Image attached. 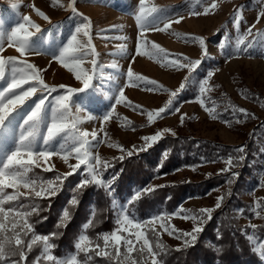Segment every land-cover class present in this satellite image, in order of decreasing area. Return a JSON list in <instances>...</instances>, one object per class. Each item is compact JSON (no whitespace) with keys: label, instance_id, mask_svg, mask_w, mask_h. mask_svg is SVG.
<instances>
[{"label":"snow or ice","instance_id":"snow-or-ice-1","mask_svg":"<svg viewBox=\"0 0 264 264\" xmlns=\"http://www.w3.org/2000/svg\"><path fill=\"white\" fill-rule=\"evenodd\" d=\"M54 7L61 6V0H52ZM138 9L133 13L137 34L135 37V54L131 60L135 61L136 54L145 55L158 61L163 67H172L184 69L185 74L175 88H168L148 76L135 72L132 65L129 64L124 75V83H116V91L110 89L104 95L109 99L107 110L100 117L92 115L89 97L75 98L74 93H80L83 89L89 87L90 82L100 68L98 63L99 53L95 49L91 38L92 23L90 17L79 12L75 7V0H67V9L81 17L82 20L75 24L73 30L67 37L56 40L55 50L48 52L52 60L58 62L77 81L81 82V87H73L66 84H48L45 83L40 75V69L27 59L26 55H38L44 50V46L33 39L35 33H40L41 25L36 23L28 14H23L21 18L9 29L0 27V53L4 52L5 47H12L19 55L0 54V79L6 80V86L0 88V136L9 135L13 139V146L3 152L0 158V264H26V258L31 250L38 246L40 251L35 257H32V264H96L93 260V254L96 257H106L109 261H115L116 264H164L163 257L169 252L168 245L160 238L161 232L167 233L183 242V246H190L197 239L198 233L203 229L205 220L211 219L214 209L219 208L223 201V194L217 196L214 206L202 207L198 210L184 209L178 206L172 211L157 210L144 218L133 214L136 203L142 197L143 193L154 191L162 185H150L135 190L130 197H126L123 202H117L112 183L119 173L105 178L104 172L112 166L117 157L112 158V163L107 159H102L97 149L99 144L104 142L97 136V129H81L83 120L99 119L100 131L105 128V122L113 117L116 104L126 102L130 107L139 108L145 111L143 106H138L129 101L125 95V87L129 82L133 85L138 82H145L151 85L149 90L167 93V100L162 106L147 110V122L151 124L162 115L170 114L172 111H179L174 106V101L182 90H185L190 84L197 86L199 95L196 99L200 105L205 108L209 116L216 117L212 108L207 107L205 93L212 87L209 80L213 75L211 70L206 75L198 74V67L202 63V57L208 55L206 38L203 36H194L185 34L184 39H191L199 43V58H191L185 54L172 55L155 41H149L145 33L155 31H167L173 24V18L166 15L167 6L155 4L149 5L148 0H138ZM217 0H211V3L205 4L202 9L203 14L214 12L217 8ZM10 7L17 8L15 0H11ZM33 11L41 18L50 22V17L35 4L31 5ZM233 25L238 35V44H244L243 35L239 33V24L243 18L242 6L234 8ZM201 12L189 11V15H200ZM264 11L257 13V22ZM183 19L182 16H176L175 22ZM3 21L0 20V25ZM34 30V31H33ZM252 31V25H249L247 33ZM245 33V34H247ZM173 35H179L173 33ZM257 30V36H262ZM121 40H127V37H119ZM226 44H221V51H225ZM234 50L239 53L242 49L234 46ZM113 56L128 55L126 45L121 44L117 50L112 53ZM229 55V59H231ZM88 63L91 67H86ZM116 67L115 64L112 65ZM115 80L116 77H110ZM31 82V83H29ZM61 89L62 94L49 97V91ZM39 90V95L34 102H30L25 112L19 116V106L24 105L28 98L33 97ZM244 93V90H241ZM115 103H112V100ZM46 101H50L46 103ZM79 101V102H77ZM233 109L232 116L238 122L241 117H246L249 110L244 107H238L228 102ZM75 106V111H73ZM215 105H213L214 107ZM81 112L87 113L81 116ZM184 115L181 114L180 122L183 123ZM254 115V114H253ZM225 123H230L225 121ZM170 132L175 136V132L165 127L156 130L152 134L141 137L143 144L141 146L132 145L136 151L141 148L147 150L150 146L158 142L162 133ZM107 135V133H105ZM121 151H128L120 143L111 145ZM246 146L240 145L234 149L235 155L228 154L224 158L225 167L218 169V173L230 172L226 182L231 185L233 179L239 176L238 172H231L230 169L239 165L246 159L244 149ZM167 150H165V153ZM131 155V151H128ZM58 156L68 166L70 172L81 170L80 178L70 188V197L65 204L61 206L58 212L57 222L54 230L37 234L35 224L38 221L46 219L40 216V213L47 211L51 207L49 197H55L61 190L65 179L70 172L62 174L57 173L52 178H43L33 171V166L45 167L40 161L47 162L48 158ZM164 155V153H162ZM74 157L75 163L70 164L69 158ZM124 159L123 155L118 157ZM192 167V166H189ZM261 171H264L262 169ZM264 186V181L261 182ZM103 188L109 198L110 206L115 210L114 227L98 233L95 237L87 234V230L93 224L92 219L82 223L81 231L77 237H74L73 247L66 253L56 256L53 249L58 247L54 238L62 233L61 227L66 228L68 222L73 217L72 206H78V196L88 186ZM21 187L26 189L21 191ZM12 189V191H6ZM46 200V204L41 201ZM7 205V206H6ZM260 205L257 204V209ZM94 205H90V217L94 215ZM260 216L259 210L254 213ZM36 219L33 220L32 217ZM179 216L185 220H191L192 228L190 230H181L169 223L172 217ZM158 225V227H156ZM255 229L256 225H250ZM150 230V231H149ZM124 233V234H122ZM126 234V235H125ZM134 237V239H133ZM103 240V245L99 242ZM217 239H222V233H218ZM251 241V237H248ZM140 242V243H138ZM123 249V250H122ZM180 245L174 246V250L179 251ZM264 257V244L260 248L254 249ZM80 253L84 255L81 257ZM135 253V255H133Z\"/></svg>","mask_w":264,"mask_h":264},{"label":"rangeland","instance_id":"rangeland-1","mask_svg":"<svg viewBox=\"0 0 264 264\" xmlns=\"http://www.w3.org/2000/svg\"><path fill=\"white\" fill-rule=\"evenodd\" d=\"M10 2L11 0H0V20L3 21L0 27L9 30L23 14H28L32 20L41 25L40 33H35L31 39L42 44L44 50L38 55H26L23 59L29 60L41 70L40 75L45 83L81 87L80 81H77L68 70L52 60L51 55L47 54L54 51L56 47V41L52 39L53 34L56 40L67 37L70 31L74 29L75 24L82 20L81 17L67 9V0H61V6L59 7H54L52 0H15L17 3L16 9L10 7ZM148 3L149 5L167 6L166 15L173 18L174 22L167 31L145 33L149 41L159 43L170 54L182 53L191 58H199L200 47L198 41L193 42L191 39H184L183 37L185 34H191L206 38L208 55L202 57V63L198 67V74L206 75L208 70L213 72L209 80V84L212 87L206 91L205 98L207 107L212 108L216 113V117H210L205 108L200 105L196 99L199 95L197 86L190 84L178 94L174 101V106L179 108L178 112L172 111L170 114L162 115L159 119L148 124L147 110L162 106L167 100V93L151 91L149 90L151 85L145 82H138L135 85L129 82L125 87L127 99L135 105L143 106L145 111H141L138 107H130L126 102L118 103L116 104L113 117L105 122L103 131L99 130V119L83 120L80 125L81 129L91 131L96 128L97 136L104 141L93 151H98L101 158L107 159L110 163L113 157L118 159L120 155L125 158L147 153L163 138L174 137L172 133H162L161 139L147 150L141 148L140 151H136L135 148H132V145L141 146L143 144L142 136L152 134L156 130L165 127L171 128L175 132V136L188 135L195 139H207L223 144L241 145L246 141V136L252 130L253 125L264 120V35L257 36V30L264 33V15L260 16L258 22L256 19L257 13L264 11V0H217L218 6L216 10L214 12L210 11L206 15L202 13V9L205 4L211 3V0H148ZM32 4L46 12L50 17V22L39 17L33 11ZM138 6V0H75L76 9L91 19V38L96 51L99 53L98 63L101 67L97 69L89 87L83 89L80 93H74L73 96L75 98L89 97L92 101V115L95 117L102 116L107 110L109 99L104 93L108 92L109 89L115 92L116 83L123 85V74L129 64L132 65L135 72L148 76L151 80H155L168 88L177 87L185 74L186 70L184 69L163 67L158 61L145 55L136 54L135 61L131 60V56L135 54L134 47L137 34L133 13L138 9ZM237 6H242L243 9V18L239 24V33L243 35L244 39V44L242 45L238 44L237 31L233 25L234 8ZM189 11H198L201 14L198 16L189 15ZM176 16H182L183 19L177 23L175 22ZM249 25H252V31L247 33ZM173 33H178L179 35H173ZM119 37H127V40H121ZM121 44L126 45L128 55L123 57L119 55L113 56V51L117 50ZM221 44H226L223 52L220 49ZM234 46L240 47L242 50L237 53L234 50ZM0 54L19 55L10 46L5 47L4 52ZM229 55H231V59H229ZM113 64L116 65L115 68L112 67ZM85 66L91 67L88 63ZM112 76H115L116 79L111 80L110 77ZM5 86L6 80L0 79V88ZM242 89L244 93L241 92ZM60 94H62L61 89L47 93L50 98ZM191 94L193 96L186 98V95ZM38 95L39 90L33 97L28 98L24 105L19 106L20 112H17L16 115L19 116L25 112L30 102H34ZM229 101L238 107L248 109L249 114L246 117H241L237 122L232 116L233 109L228 103ZM48 102L50 101H46V103ZM111 102L115 103V100L113 99ZM213 105L215 106L213 107ZM73 111H75V106H73ZM182 113L185 115L181 124L180 117ZM86 114L81 112V116ZM248 116L253 117L251 118V123L247 122ZM225 121L230 123H225ZM115 143L124 145L125 149L131 151V155L128 154V151H121L112 147L111 145ZM12 146L13 139L9 135L0 136V158H2L3 152ZM261 150L263 157L259 159V165L253 172L254 176L248 178L246 188L241 194V198L247 203L249 212L253 213V217H248L242 213V208H237L236 212L239 223L246 226V230H244L245 236L247 238L251 237L249 243L253 251L262 245L255 236V229L250 227V225H260L264 217V186L261 183L264 181V171H261L264 169V146ZM162 153L159 166L162 160L166 159L169 150L166 153L164 150ZM39 163L45 165V167L33 166V168H38L44 172L54 171L60 174L70 172L62 159L55 155L48 158L47 162L42 160ZM69 163L74 164L75 158L70 157ZM223 163L198 162L158 174L143 186L132 185L130 194L126 195L124 199L130 197L135 190L150 185L164 186L183 180L200 181L210 175L219 174L218 169L225 167V165L222 166ZM80 172L81 170L78 169L77 172H70V174L76 173L80 177ZM107 172H109V175L112 174L111 171L106 169L104 172L105 178ZM112 188L118 204L123 202L124 199L118 196L113 183ZM225 189H227L226 184L211 188L205 193L191 192L174 209L182 206L184 209L198 210L202 207L214 206L217 196L223 194L224 197ZM20 190L25 191L26 189L21 187ZM6 191H12V189H6ZM257 204L260 205L259 209H257ZM221 206L214 209L212 215ZM162 210L172 211L166 208ZM257 210L261 213L259 217L254 214ZM155 212L156 210L152 213ZM133 214L144 218L135 209ZM113 217L115 218L114 209ZM169 223L181 230H190L192 228L190 219L185 220L179 216L172 217ZM160 238L168 245L169 249H174L176 245H180L181 248L184 247L181 240L167 233L161 232ZM99 242L103 245L102 238H100ZM255 252L261 256L259 252ZM80 255L82 257L84 254L80 253ZM93 260L96 264L116 263L115 261H109L106 257H96L94 254ZM148 264H151L150 260Z\"/></svg>","mask_w":264,"mask_h":264},{"label":"trees","instance_id":"trees-1","mask_svg":"<svg viewBox=\"0 0 264 264\" xmlns=\"http://www.w3.org/2000/svg\"><path fill=\"white\" fill-rule=\"evenodd\" d=\"M193 96L186 95V98ZM253 117L248 116L247 122L251 123ZM241 145L246 146L244 154L246 159L239 165L232 167L231 172H238L239 176L233 179L229 185L226 180L230 172L213 174L197 182L190 180L178 181L156 188L149 193H143L136 203L135 211L142 217H146L155 210L166 208L173 210L184 197L191 192H201L226 184L223 203L211 219H207L203 230L197 235V239L190 246L182 247L179 251L169 249L163 257L164 264H264V257L252 250L248 238L245 236L246 226L239 223L236 216L237 208H242V213L253 217L249 212L247 203L241 198L242 191L246 188L247 180L253 177L254 169L259 165V159L263 157L261 148L264 146V120L253 125L252 130L246 136V141ZM240 145L223 144L207 139H195L188 135L165 137L153 146L147 153L119 158L108 168L112 174L106 173V178L119 173L113 182L118 196L121 199L131 192L132 185L143 186L156 175L172 171L187 164L198 162H224L228 154L235 155L234 149ZM169 150L165 160L159 161L161 153ZM225 163L222 164L224 166ZM33 171L43 178H52L58 172L42 171L33 168ZM80 177L76 173L70 174L62 185V190L55 196L49 197L51 207L40 213L46 217L35 224V231L43 234L54 230L58 212L70 197V188ZM46 204V200L41 201ZM264 204V201H263ZM90 205H94V215L90 217ZM73 217L67 227H61L62 233L54 242L58 245L53 252L60 256L73 247L74 237L81 231V225L88 219L93 224L87 230V234L95 237L98 233L114 227L113 209L109 198L103 188L88 186L78 196V206H72ZM36 219L35 216L32 217ZM218 233H222V239H217ZM255 236L264 244V217L260 225L255 228ZM40 251L35 246L26 258V264H32V257ZM48 264V262H42ZM116 264V263H112Z\"/></svg>","mask_w":264,"mask_h":264}]
</instances>
